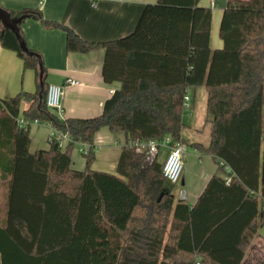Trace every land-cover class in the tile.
I'll return each instance as SVG.
<instances>
[{"label": "trees", "instance_id": "trees-1", "mask_svg": "<svg viewBox=\"0 0 264 264\" xmlns=\"http://www.w3.org/2000/svg\"><path fill=\"white\" fill-rule=\"evenodd\" d=\"M200 1L147 4L130 34L101 42L45 19L40 9L9 12L63 30L69 52L105 50L103 79L121 87L93 118L64 119L47 107L46 66L43 89L38 58L27 56L0 21L1 46L36 80L35 92L0 98V171L9 186L0 264H243L264 225V0L228 1L219 28L223 47L215 50L212 9ZM200 86L208 93L211 139L193 147L211 155L220 174L191 207L176 200L164 161L149 162L128 144L166 137L185 143L184 97ZM35 120L73 142L63 151L52 139L48 149L32 152ZM103 127L127 139L114 174L92 168ZM76 142L91 145L84 170L72 166Z\"/></svg>", "mask_w": 264, "mask_h": 264}, {"label": "crops", "instance_id": "crops-1", "mask_svg": "<svg viewBox=\"0 0 264 264\" xmlns=\"http://www.w3.org/2000/svg\"><path fill=\"white\" fill-rule=\"evenodd\" d=\"M158 0H0V8L21 11L25 8L40 9L47 20L67 25L88 41H109L130 34L147 4ZM229 0H201L200 5L212 9L211 48L223 47L219 28L223 11ZM21 34L27 46L41 54L47 68L46 83L61 84L67 79L80 83L67 86L63 90L61 117L93 118L102 114L104 104L112 95L110 90H118L119 82L107 84L103 79L104 49L88 53L69 52L66 49V33L60 29H48L41 21L26 18L20 25ZM21 90L35 92V73L24 69L23 60L11 50L0 46V98L7 99ZM190 109L183 117V138L191 151L184 156V172L181 183L187 193L186 203L193 207L208 184L218 172L217 161L209 154H202L193 144H210L212 123L207 121V89L204 86L192 88ZM24 102L22 111L27 110ZM50 124L31 123L30 150L36 152L49 148ZM68 141L61 143L64 151ZM127 139L124 133H113L103 127L95 136V161L92 168L97 171L116 173L117 165ZM72 166L78 170L86 167V158L75 148L71 152ZM219 173V172H218ZM220 174V173H219ZM222 175V174H221ZM8 180H3L0 171V223L6 216ZM264 237V225L258 237Z\"/></svg>", "mask_w": 264, "mask_h": 264}, {"label": "built area", "instance_id": "built-area-1", "mask_svg": "<svg viewBox=\"0 0 264 264\" xmlns=\"http://www.w3.org/2000/svg\"><path fill=\"white\" fill-rule=\"evenodd\" d=\"M79 81L75 79H67L61 84H49L46 87V105L49 109L62 113V96L63 90L67 86L79 85ZM109 93L112 95L114 90H110ZM190 95L189 93L184 97V108L185 111L190 109ZM19 123L21 126H27L28 121L20 119ZM33 123H38L37 120ZM51 126V125H50ZM56 139L59 141L60 146L63 141L73 142V139L60 131H58L53 126L50 127L49 140ZM76 148L82 153L87 154L91 149V145L87 142H76ZM130 147L135 148L140 153H145L147 155V160L153 162L160 152V147L168 148L169 154L164 161L163 174L164 177L170 180L172 183L177 184L184 172V162L183 155L186 151V144L182 142H173L171 138L166 137L162 140H148V141H130L128 144ZM180 200L184 201L187 198V193L185 190H180Z\"/></svg>", "mask_w": 264, "mask_h": 264}, {"label": "water", "instance_id": "water-1", "mask_svg": "<svg viewBox=\"0 0 264 264\" xmlns=\"http://www.w3.org/2000/svg\"><path fill=\"white\" fill-rule=\"evenodd\" d=\"M26 19V16H20V17H11L10 13L3 9V8H0V21H1V26L3 29H10L12 30L18 41H19V45H20V48L22 49V51L29 57H33L35 56L36 58H38V62H39V67H40V85L41 87H43V89H45V81H44V75H43V60H42V57L31 51L29 49V47L27 46L26 42H25V39L24 37L22 36L21 34V28H20V25L21 23ZM1 46V44H0ZM42 97V95H41Z\"/></svg>", "mask_w": 264, "mask_h": 264}, {"label": "rangeland", "instance_id": "rangeland-1", "mask_svg": "<svg viewBox=\"0 0 264 264\" xmlns=\"http://www.w3.org/2000/svg\"><path fill=\"white\" fill-rule=\"evenodd\" d=\"M190 151H191V147H186V151L183 157L187 156L190 153ZM168 154H169L168 148H165L162 146L160 147L158 159L160 161H165ZM183 162H184V159H183ZM180 190H184L181 180L177 184H175L174 191H173V194L177 201L180 200V195H179ZM257 237L258 236L254 238L251 245L249 246L247 250L246 258L243 264H259L262 261H264V237H262V239H259Z\"/></svg>", "mask_w": 264, "mask_h": 264}]
</instances>
